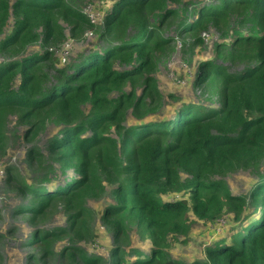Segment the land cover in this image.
I'll return each mask as SVG.
<instances>
[{"label": "trees", "instance_id": "1", "mask_svg": "<svg viewBox=\"0 0 264 264\" xmlns=\"http://www.w3.org/2000/svg\"><path fill=\"white\" fill-rule=\"evenodd\" d=\"M96 1L0 0V147L10 116L27 140L52 129L44 147L25 152L27 174L9 166L4 181L28 199L19 212L31 222L58 207L66 217V226L35 231L31 244L92 241L99 215L114 242L108 264H264V174L239 194L224 178L259 171L264 161V0H213L198 10L183 0H100L110 9L94 20L84 8ZM172 26L188 47L204 43L211 26L224 29L216 53L230 65L199 64L193 85L215 97L209 107L183 102L150 120L163 95L151 74L174 40L164 35ZM66 29L75 37L91 31L106 45L70 61L57 57L49 47ZM35 44L43 49L28 52ZM234 63L244 66L232 71ZM107 195L113 204L89 206ZM227 212L237 224L203 259L171 255V236ZM133 226L151 241L134 255L126 251ZM67 255L106 264L76 247Z\"/></svg>", "mask_w": 264, "mask_h": 264}, {"label": "rangeland", "instance_id": "2", "mask_svg": "<svg viewBox=\"0 0 264 264\" xmlns=\"http://www.w3.org/2000/svg\"><path fill=\"white\" fill-rule=\"evenodd\" d=\"M183 2L188 4L191 9L198 10L203 5L212 3L213 0H183ZM109 9L110 2L100 0L96 1V5H89L84 8L86 13L94 20L100 19L103 15L101 12H107ZM195 18L196 15L193 17L189 15L188 20L192 21ZM11 28L12 22L10 21L4 29L5 35L8 34ZM223 30L211 26L208 31L202 33L204 43L194 44L191 47L184 46L183 39L176 26H172L164 32L165 37H173L174 40L169 45V49L159 54L155 72L151 74L163 95L159 108L155 111L153 117L149 118L150 120L170 117L174 114V109L180 107L183 102L203 103L206 107L210 106L211 100L215 97L205 92V88H196L193 82L196 79L198 66L202 61L214 60L217 63L223 62L230 65L229 60L222 59L216 53L217 45L224 43ZM3 36L1 35V37ZM191 41L192 38L188 37L187 42ZM105 45L106 43H99L95 33L91 31H86L75 37L69 29H66L61 43L52 45L49 49H52L57 57L62 55L70 61L80 54H88L93 49H99ZM42 49L43 47L40 44H35L33 47H29L28 52ZM3 61L4 57H0V63ZM243 66L242 63H234L230 67L232 71H235L241 70ZM179 100L180 103H178ZM128 116L127 124H133V117L131 114ZM51 130L41 132L33 140H27L24 136L26 127L18 125L15 116H10L7 121L4 129L6 137L4 147L2 149L0 147V264H84L79 256L74 260H70L67 255L68 251H73L74 247L99 255L108 264L110 249L114 242L110 231L99 220V215L95 232L96 237L92 241L81 238L77 242L76 239L74 241L70 240L69 237H65L46 246H42L40 242L31 244L32 235L35 231H49L66 226V217L61 207H58L46 216L37 217L34 223L31 222L28 214L19 212V207L28 204V199L4 181L9 166H15L24 175L27 174L25 152L32 145L40 144L44 147ZM261 174H264V161L260 165L259 171L239 169L227 174L224 178L231 191L234 194H239L247 193ZM67 175L71 177L73 172L69 171ZM178 198H181V196L170 195L168 197L170 200ZM113 203V197L107 195L99 202L90 200L89 206L98 209L100 206ZM193 217L192 215V220ZM236 224L229 212L212 222L194 219L187 235L171 236L168 250L173 257L185 262L201 260L205 257L206 246L220 239H226ZM130 237L131 241L126 246V251L129 252L136 249L145 251L151 243L148 237L139 233L135 226L131 227ZM146 253H148V250ZM127 259L130 261L129 256H127Z\"/></svg>", "mask_w": 264, "mask_h": 264}, {"label": "built area", "instance_id": "3", "mask_svg": "<svg viewBox=\"0 0 264 264\" xmlns=\"http://www.w3.org/2000/svg\"><path fill=\"white\" fill-rule=\"evenodd\" d=\"M0 175H1V173H0Z\"/></svg>", "mask_w": 264, "mask_h": 264}]
</instances>
